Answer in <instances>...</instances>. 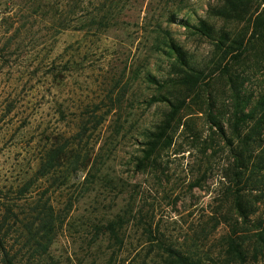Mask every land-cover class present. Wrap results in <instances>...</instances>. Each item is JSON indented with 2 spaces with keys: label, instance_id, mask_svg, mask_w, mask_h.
Listing matches in <instances>:
<instances>
[{
  "label": "rangeland",
  "instance_id": "obj_1",
  "mask_svg": "<svg viewBox=\"0 0 264 264\" xmlns=\"http://www.w3.org/2000/svg\"><path fill=\"white\" fill-rule=\"evenodd\" d=\"M29 1L0 0V47L13 42L0 50V190L65 215L46 264H175L170 250L241 264L215 218L230 209L240 110L264 101V0H113V26L60 33ZM61 146L77 163L38 178ZM252 195L264 216V184ZM129 211L114 246L99 226Z\"/></svg>",
  "mask_w": 264,
  "mask_h": 264
},
{
  "label": "trees",
  "instance_id": "obj_2",
  "mask_svg": "<svg viewBox=\"0 0 264 264\" xmlns=\"http://www.w3.org/2000/svg\"><path fill=\"white\" fill-rule=\"evenodd\" d=\"M28 9L35 21L45 22L47 29L54 33L66 30L104 31L116 24L113 0H30ZM200 27L201 31H207L203 23ZM12 43L11 34L0 50H7ZM186 77L190 83H196L197 76L194 74H187ZM261 100L255 106H242L240 110L241 116L237 120L242 123V133L239 131L236 134L239 143L235 155L237 169L232 176V185L226 187L224 193L230 209L220 218H215V225L224 224L227 228L223 235L227 256L241 264L247 261L256 263L264 257V216L257 214L258 204L255 201H260V198L252 195L260 184H264V101ZM258 106L261 111L255 112ZM159 138L162 139L163 134ZM257 141L261 147L256 150L254 143ZM77 158L79 156L65 146L49 149L40 163L37 177L43 178L62 163L76 164ZM15 203H4L0 190V264H46L51 244L65 215L42 199L27 201L22 209L18 202ZM134 217L135 214L130 211L125 222L122 216H117L100 225L98 233L106 234L114 246L121 247L124 243L121 235L123 224H130ZM133 224L138 227V220ZM11 233H16L21 239L22 248L28 254L27 260L19 250L13 249ZM168 256L175 264H202L200 260L178 251L170 250Z\"/></svg>",
  "mask_w": 264,
  "mask_h": 264
}]
</instances>
